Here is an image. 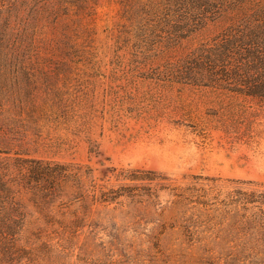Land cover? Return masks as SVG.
Masks as SVG:
<instances>
[{
  "label": "rangeland",
  "instance_id": "rangeland-1",
  "mask_svg": "<svg viewBox=\"0 0 264 264\" xmlns=\"http://www.w3.org/2000/svg\"><path fill=\"white\" fill-rule=\"evenodd\" d=\"M174 2L0 0V264H264V100L184 79Z\"/></svg>",
  "mask_w": 264,
  "mask_h": 264
},
{
  "label": "trees",
  "instance_id": "trees-1",
  "mask_svg": "<svg viewBox=\"0 0 264 264\" xmlns=\"http://www.w3.org/2000/svg\"><path fill=\"white\" fill-rule=\"evenodd\" d=\"M51 1L59 10L74 7L80 12H84L91 3V0ZM174 3L186 5L188 9V14L177 9L181 13L180 21L185 25L180 29L194 32L209 23L219 29L215 36L187 55V60L183 61L187 65H184V79L192 85L207 83L264 100V0H175ZM173 68L176 70L174 73L182 75L178 66ZM92 114L89 110L81 118ZM57 169L54 173L47 166L41 165L38 168L40 171L36 172L41 181H50L48 183H52L49 179L56 177L80 181L82 176V167L79 165L58 166ZM124 178L144 180L133 174ZM120 196L122 194L117 190L99 191L97 201L107 203Z\"/></svg>",
  "mask_w": 264,
  "mask_h": 264
}]
</instances>
